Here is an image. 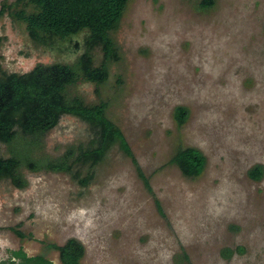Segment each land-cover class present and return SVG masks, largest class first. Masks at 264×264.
<instances>
[{"label": "rangeland", "instance_id": "1", "mask_svg": "<svg viewBox=\"0 0 264 264\" xmlns=\"http://www.w3.org/2000/svg\"><path fill=\"white\" fill-rule=\"evenodd\" d=\"M15 1L0 0V74L72 65L83 36L55 49L33 44L10 16ZM200 1L129 0L110 34L119 60L108 79L69 90L87 105L106 103L151 192L117 145L85 187L67 173L23 168L25 189L0 181V260L23 248L61 264L44 243L74 238L84 247L80 264H183V254L191 264H264V0H214L207 9ZM92 56L95 66L103 60L100 50ZM176 107L188 111L180 127ZM89 138L84 122L64 115L34 154L58 158ZM13 147L24 159L36 142ZM189 147L206 159L192 179L170 164ZM9 154L0 143V157ZM256 165L257 181L248 177ZM17 226L33 239H18L9 230ZM224 248L243 252L225 259Z\"/></svg>", "mask_w": 264, "mask_h": 264}, {"label": "trees", "instance_id": "2", "mask_svg": "<svg viewBox=\"0 0 264 264\" xmlns=\"http://www.w3.org/2000/svg\"><path fill=\"white\" fill-rule=\"evenodd\" d=\"M129 0H16L8 9L14 20L24 25L30 41L40 47L55 49L61 43L72 42L82 35L81 43L74 42V52L82 51L72 65L54 63L36 65L23 74L2 72L0 74V143L7 145L8 157H0V181L9 182L16 189H24L27 181L22 174L26 168L30 172L67 173L81 186H87L92 178V169L100 163L113 147L119 150L136 166L137 173L145 188L151 192L148 178L137 166L131 148L121 130L105 117L106 103L87 105L79 96H70L69 90L86 81L100 86L108 79V66L119 60L116 45L110 34L119 25ZM214 0H201V9L212 7ZM7 8V7H6ZM100 50L102 62L95 66L93 52ZM64 115L78 118L88 126L89 142L86 146H70L58 158H42L34 151L40 147L41 138L57 126ZM188 111L176 107L174 120L182 126ZM21 139L25 144H34L26 158L17 155L13 143ZM32 158L30 159V156ZM204 155L194 148L178 149L170 160L186 178L200 176L205 166ZM85 176L82 177V172ZM263 175L261 165L253 167L248 177L259 180ZM159 213L161 208L156 200ZM9 230L20 240L33 239L19 227ZM48 250L58 253L61 264H80L84 247L76 239L70 238L63 245L44 243ZM242 248H224L221 255L229 259ZM183 264H191L183 254ZM0 264H53L44 255L29 256L23 248L8 250L7 257Z\"/></svg>", "mask_w": 264, "mask_h": 264}, {"label": "flooded vegetation", "instance_id": "3", "mask_svg": "<svg viewBox=\"0 0 264 264\" xmlns=\"http://www.w3.org/2000/svg\"><path fill=\"white\" fill-rule=\"evenodd\" d=\"M27 187V186H26ZM16 189V188H15ZM25 189V188H24ZM17 190H19V189H17ZM21 190H23V189H21ZM19 249V248H18ZM17 250V249H16ZM6 254H7V252H6Z\"/></svg>", "mask_w": 264, "mask_h": 264}]
</instances>
